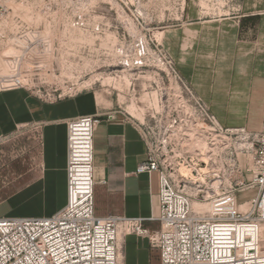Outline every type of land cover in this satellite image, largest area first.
Wrapping results in <instances>:
<instances>
[{
    "label": "rangeland",
    "instance_id": "374dc122",
    "mask_svg": "<svg viewBox=\"0 0 264 264\" xmlns=\"http://www.w3.org/2000/svg\"><path fill=\"white\" fill-rule=\"evenodd\" d=\"M259 1L264 4V0ZM244 3L245 0H0V90L21 88L45 102L88 96L100 106L112 103L133 121L147 123L152 128L150 139L155 141L159 122L166 123L168 112L189 114L191 110L184 103L179 83L159 60L164 56L177 71L169 54L180 50L176 45H163V33L174 34L194 18L219 20L241 15ZM182 131L185 140L179 137L177 147L183 150L184 157H196L206 142L205 133L193 129L190 122ZM37 145L36 135L27 132L0 141V203L37 175ZM185 161L180 164L188 167L190 161ZM240 162L245 170L247 160L242 158ZM224 169L227 182L220 188L221 197L231 191L228 180L235 179V174L229 175L228 166ZM249 179L245 171L244 180ZM205 182L206 186L198 189L201 202L195 204V210L205 216L226 210L243 213L255 193L239 191L233 203H213L216 195L204 200L203 196L210 192L207 178ZM14 203L32 210L14 209ZM34 208L40 205L19 197L0 204V218L38 217L39 213L31 212ZM258 237L264 252V223Z\"/></svg>",
    "mask_w": 264,
    "mask_h": 264
},
{
    "label": "built area",
    "instance_id": "2783aa9c",
    "mask_svg": "<svg viewBox=\"0 0 264 264\" xmlns=\"http://www.w3.org/2000/svg\"><path fill=\"white\" fill-rule=\"evenodd\" d=\"M159 60L179 83L184 103L191 109L189 114L168 112L166 123L159 122L155 141L150 139L152 128L147 123L134 121L146 145V159L137 165L135 174L158 176L159 229H144L141 218L95 214L96 120L84 116L66 123L64 207L51 216L0 218V264H119V232L145 238L158 251L160 264H264L258 237L264 223V119L259 132L222 126L172 62L164 56ZM188 122L206 136L196 157H184L177 147L179 137L185 140L182 130ZM240 157L248 162L245 170ZM186 158L190 164L183 167L180 163ZM225 166L235 179L228 180L231 191L221 197L220 188L227 182ZM206 168V173H201ZM245 171L250 174L246 181ZM205 178L210 192L204 200L212 194L216 195L213 203H233L236 192L251 190L255 193L248 209L212 216L197 212L195 204L201 202L198 189L206 186Z\"/></svg>",
    "mask_w": 264,
    "mask_h": 264
},
{
    "label": "crops",
    "instance_id": "0c3cea01",
    "mask_svg": "<svg viewBox=\"0 0 264 264\" xmlns=\"http://www.w3.org/2000/svg\"><path fill=\"white\" fill-rule=\"evenodd\" d=\"M245 0L242 14L230 19H200L182 24L174 34L163 33L165 46L180 77L225 127L261 130L264 119V4ZM183 35V36H182ZM221 46L217 47L216 43ZM168 50V49H167ZM216 66V69L215 67ZM92 98L45 102L21 88L0 91V141L20 132L38 142L37 175L3 202L34 201L31 212L51 216L66 203V123L92 116L94 212L99 217L141 218L144 229H159L158 176L135 174L146 159V145L134 121L112 103ZM1 202V203H3ZM0 203V204H1ZM42 206V207H41ZM14 209L32 210L14 203ZM119 264H160L159 253L145 238H118Z\"/></svg>",
    "mask_w": 264,
    "mask_h": 264
},
{
    "label": "bare ground",
    "instance_id": "6f19581e",
    "mask_svg": "<svg viewBox=\"0 0 264 264\" xmlns=\"http://www.w3.org/2000/svg\"><path fill=\"white\" fill-rule=\"evenodd\" d=\"M204 163V162H203ZM206 170H207V168L206 169H202L201 170V173H206ZM186 173V175H189L190 176V173L188 172V171H186L185 172ZM120 237H121V232H119V236H118V238H119V241H120ZM119 249V248H118ZM119 252V251H118ZM119 254V253H118ZM119 259V258H118Z\"/></svg>",
    "mask_w": 264,
    "mask_h": 264
}]
</instances>
